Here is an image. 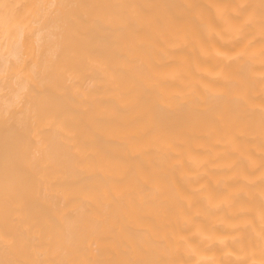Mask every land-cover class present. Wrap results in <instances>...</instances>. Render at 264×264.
I'll return each instance as SVG.
<instances>
[{
    "label": "bare ground",
    "instance_id": "obj_1",
    "mask_svg": "<svg viewBox=\"0 0 264 264\" xmlns=\"http://www.w3.org/2000/svg\"><path fill=\"white\" fill-rule=\"evenodd\" d=\"M0 264H264V0H0Z\"/></svg>",
    "mask_w": 264,
    "mask_h": 264
}]
</instances>
